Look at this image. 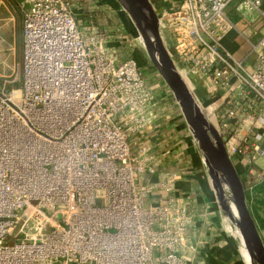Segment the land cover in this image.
Wrapping results in <instances>:
<instances>
[{"label":"built area","instance_id":"1","mask_svg":"<svg viewBox=\"0 0 264 264\" xmlns=\"http://www.w3.org/2000/svg\"><path fill=\"white\" fill-rule=\"evenodd\" d=\"M172 1L158 13L163 42L193 89L189 76L200 80L229 158L261 182L264 0H238L261 19L256 43L227 15L235 0ZM21 4V84L0 90V264H192L184 202L151 200L177 177L140 183L163 155L132 150L156 119L137 61L83 32L72 0ZM230 32L253 65L224 45Z\"/></svg>","mask_w":264,"mask_h":264},{"label":"crops","instance_id":"2","mask_svg":"<svg viewBox=\"0 0 264 264\" xmlns=\"http://www.w3.org/2000/svg\"><path fill=\"white\" fill-rule=\"evenodd\" d=\"M76 1L78 2L73 3L74 13H78L76 10H80V4L82 5L84 2L90 4L94 0ZM154 2L158 10L157 13L169 9L174 5L172 0H154ZM95 3L94 1V3H92L93 6H88V8H93V10L100 9L99 6L101 5H98V3L95 5ZM239 8L238 6L234 10L236 14H234V17L236 20L233 21V23L241 17L244 20L248 18ZM16 10V4L13 3V1L0 0L1 16L4 17L6 13L10 14L16 12ZM227 15L232 21L228 13ZM77 22L81 28L78 19ZM236 23L239 28H243L244 24L242 23L244 22L238 20ZM81 29L89 30L90 28ZM92 29L95 28L91 26V30ZM249 30L255 31L256 26L251 25ZM228 34L224 38V45L227 49L237 58L244 59L248 64L253 65L255 61L254 54L249 53L250 51L244 52L240 43L236 42V40L240 39L238 35L235 40L233 39V41H230L226 38ZM127 43V41H124V43H122L124 44L122 48L118 47V50L115 48L120 57L123 52L127 54L129 51H132V49L127 48L129 47ZM150 91L153 95L155 94L154 100L156 104L152 112L156 114V119L153 120L149 130L142 134H132L129 138L133 143L132 146L138 149L136 150L137 152L140 148L145 147L149 148L153 154L163 155V158L161 166L158 168L156 174L143 176L140 179V183H155L165 174H174L177 177L173 192L157 190L152 194L151 200L156 202L168 196H175L184 202L188 215L192 219V223L187 229L188 244L192 248V264H244L238 252L235 239L230 235L227 228L224 227V222L215 205L213 191L205 175L196 147L194 146L193 138L186 127L181 112L179 113V109L176 107V102L166 86L159 90L153 85V87L150 86ZM200 91L203 92L202 89ZM165 92L166 95H163ZM161 96L165 98L166 104L164 103L163 105L156 106L157 101L162 98ZM177 118L178 121H176ZM135 141H137V143H135Z\"/></svg>","mask_w":264,"mask_h":264},{"label":"water","instance_id":"3","mask_svg":"<svg viewBox=\"0 0 264 264\" xmlns=\"http://www.w3.org/2000/svg\"><path fill=\"white\" fill-rule=\"evenodd\" d=\"M116 1L135 26L142 39L141 46L146 56L179 107L201 156L215 204L223 222L226 223L227 218L229 223L238 230L251 261L255 264H264V244L249 213L243 183L226 153L216 128L209 123L205 110L184 81L164 44L158 13L155 12L149 0ZM225 189L231 195L232 207L236 212L235 218L231 213L230 202L225 197ZM230 235L239 247L237 238L231 233Z\"/></svg>","mask_w":264,"mask_h":264},{"label":"rangeland","instance_id":"4","mask_svg":"<svg viewBox=\"0 0 264 264\" xmlns=\"http://www.w3.org/2000/svg\"><path fill=\"white\" fill-rule=\"evenodd\" d=\"M11 1H13V3L16 4V7H17L16 12L10 13L11 15L9 13H6L4 17L0 15V90H2L3 88L5 90L17 89L20 87V84H21V53H22L21 52L22 50L21 33H22V21H23L24 9L21 7L22 5L21 0H11ZM94 1L96 2L95 5L97 3L98 5H101L99 6L100 9L93 10V8H88V6L89 7H91V5L93 6L92 3H94ZM94 1L90 4L86 2L82 3V5L80 4L79 5L80 10L78 9L76 10L78 11V13H74L75 18L78 19L80 22L81 28H90L89 30L84 29L83 32L90 33V31L93 30L94 33H92V35L98 36L99 38H104L109 48H117V50H118V47L122 48L124 46V44H122L124 43V41L125 42L127 41L128 42L127 45L129 46L127 48L132 49V51H129L127 54L123 52L122 56L121 57L118 56V58L120 60L133 58L137 61L138 66L143 71V75L145 77L146 82L149 84L148 85L149 90H150V86L153 87V85L154 87H157L159 90L162 89V87H165L162 78L160 77L157 70L152 67V64L150 63L148 57L146 56V53L144 49L142 48L141 44L134 38L135 37L134 31L136 30L135 26L132 23L131 25H133L135 29L130 28L129 25L125 22L123 13H125V15H127V13L123 11V8L121 7V5L116 0H94ZM149 1L152 4V7L154 8L155 12L157 13L158 10L156 8V3L154 2V0H149ZM75 2H78V1L72 0V5ZM239 3L240 2H238L237 0L233 1L226 10V12L232 18V22L236 20L234 17V14H235L234 10L235 8L239 6ZM242 11L244 12L245 16H248L249 19L246 18L247 20H244L242 17L238 19V20H241V22H244L242 23L244 24L243 28L240 27V31H242L241 33L245 37H247L252 43H256L261 33L260 32L261 19L258 16V14L253 10H242ZM238 20L236 22H238ZM236 22L234 24L238 27V24ZM251 25L256 26L258 34L255 36L253 35V31L249 30ZM91 26L94 27L95 29L91 30ZM137 35H138V32H137ZM236 37H237V33L232 32L228 34L226 38L230 41H233V39L235 40ZM236 42L240 43L245 53L247 51H250L249 45L245 43L242 37L236 40ZM168 43H171V42L168 41ZM166 48L170 51V53L173 54L172 49H169L168 47ZM189 79L192 82V84L197 88V90H199L200 97L202 99L201 100L202 104L208 110H210L209 109L210 100L207 98V96L204 95L203 92L200 91L202 89L200 80L196 76H193V75H190ZM163 95H166V92ZM161 99L157 101L156 106L163 105L166 102L165 98L162 97ZM155 104H156V101H155ZM176 107L179 109L177 104H176ZM179 113H180V110H179ZM210 115L214 117L213 113ZM176 121H178V118ZM217 129L218 128L216 126V130ZM135 143H137V141H135ZM194 146L196 147L195 143H194ZM132 150L135 154L137 152L136 150L138 149L135 146H132ZM196 150L198 152L197 148ZM198 155L200 158L201 156L199 152H198ZM200 161L202 164L201 158H200ZM231 161L241 181L242 182L244 181L243 184H245V186H251L254 179L252 177L244 176V167L242 165H239L235 161L234 158H232ZM260 164L261 163L257 164L256 167H260L261 166ZM204 171H205V168H204ZM205 175L207 177L206 171H205ZM150 201H151L150 199H147L145 201V206H147ZM225 221L227 225L224 222V227L227 226L226 228L228 232L231 233L228 227L227 219H225ZM258 233L264 244V232L258 231ZM238 252L241 255L240 246L238 247ZM241 258H242L243 263L245 264L246 262L243 259L242 255H241Z\"/></svg>","mask_w":264,"mask_h":264},{"label":"trees","instance_id":"5","mask_svg":"<svg viewBox=\"0 0 264 264\" xmlns=\"http://www.w3.org/2000/svg\"><path fill=\"white\" fill-rule=\"evenodd\" d=\"M243 186L249 213L258 231L264 232V180L252 186Z\"/></svg>","mask_w":264,"mask_h":264},{"label":"bare ground","instance_id":"6","mask_svg":"<svg viewBox=\"0 0 264 264\" xmlns=\"http://www.w3.org/2000/svg\"><path fill=\"white\" fill-rule=\"evenodd\" d=\"M123 17H124V20H125V22L129 25V27L130 28H133V29H135L134 28V26L133 25H131L132 24V22H131V20L128 18V16L127 15H125V13H123ZM132 30V29H131ZM134 35H135V40H137L140 44L142 43V39H141V37L139 36V35H137V32H136V30L134 31ZM183 79H184V81L186 82V84L188 85V87H189V89L192 91V93L195 95V97L198 99V101L201 103V105H202V108L205 110V112H206V115H207V117H208V121H209V123L214 127V128H216V123H215V120H214V117L213 116H211L210 114V110H208L203 104H202V102H201V98L199 97V90H197V88L196 89H193L191 86H190V84L188 83V81L183 77ZM225 197L227 198V201L228 202H230L229 203V205H230V208H231V213L233 214V216H234V218L236 217V212H235V209L232 207V198H231V195H230V193L228 192V190L227 189H225ZM227 219V218H226ZM228 221V220H227ZM228 227H229V230H230V232L232 233V235L235 237V238H237V240H238V242H239V246H240V253H241V255H242V257H243V259L245 260V262L247 263V264H255L253 261H251V259H250V257H249V255H248V252H247V250H246V248H245V246H244V244H243V241H242V239H241V236H240V234H239V232H238V230L232 225V223L230 224L229 223V221H228Z\"/></svg>","mask_w":264,"mask_h":264}]
</instances>
